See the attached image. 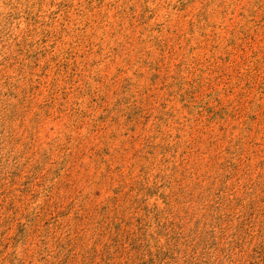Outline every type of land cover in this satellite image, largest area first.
Returning a JSON list of instances; mask_svg holds the SVG:
<instances>
[{"label": "rangeland", "instance_id": "obj_1", "mask_svg": "<svg viewBox=\"0 0 264 264\" xmlns=\"http://www.w3.org/2000/svg\"><path fill=\"white\" fill-rule=\"evenodd\" d=\"M0 264H264V0H0Z\"/></svg>", "mask_w": 264, "mask_h": 264}]
</instances>
